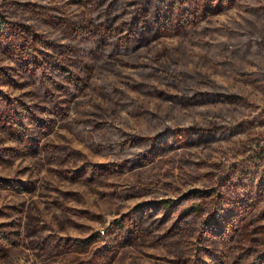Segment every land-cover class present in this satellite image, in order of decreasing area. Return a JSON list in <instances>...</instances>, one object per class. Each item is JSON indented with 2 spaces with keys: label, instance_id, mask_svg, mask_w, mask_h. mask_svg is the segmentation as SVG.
Segmentation results:
<instances>
[{
  "label": "rangeland",
  "instance_id": "rangeland-1",
  "mask_svg": "<svg viewBox=\"0 0 264 264\" xmlns=\"http://www.w3.org/2000/svg\"><path fill=\"white\" fill-rule=\"evenodd\" d=\"M108 1L0 0V101L24 117L0 122V264H264V0L177 2L174 33L76 56ZM49 37L76 94L23 66ZM159 132L176 147L143 153Z\"/></svg>",
  "mask_w": 264,
  "mask_h": 264
},
{
  "label": "trees",
  "instance_id": "trees-1",
  "mask_svg": "<svg viewBox=\"0 0 264 264\" xmlns=\"http://www.w3.org/2000/svg\"><path fill=\"white\" fill-rule=\"evenodd\" d=\"M222 1V3L225 4L230 0ZM177 2H179L177 7L185 3L179 9V13L183 14V17L187 16L188 13H192L194 10L188 0H109L106 6L100 7V10H102L101 15H99L96 20L91 19L92 27L88 33L91 43L88 40L89 44L81 46L79 50L77 49L75 55L81 56V54H84V56H88L89 53H94L95 51H110L111 55L123 50L137 51L159 40L168 32H171V30V33H174L175 23L174 19H171L170 16L173 12L171 7ZM187 20L189 19L187 18ZM45 43L49 47V50L42 51V55L45 59L42 60L41 57L30 58V52L28 54L29 57L22 61L26 71L32 77L34 75L38 77L48 74L51 76L50 78L53 79L55 87L65 88V94H68V92H70L69 90L73 89L75 92L74 94H76L78 85L75 80L72 81L71 79L78 80V75L80 73L76 65L68 61L64 56L66 53L74 55L75 49L69 47L67 44L65 45V43L57 41V39L55 40L54 37L47 38ZM87 45H89V47H87ZM82 50H85V52L81 53ZM63 80L69 82L65 84ZM49 88L50 91L52 89V92L55 93V91H53L56 90L54 86ZM49 88L44 92H48ZM52 97H54V95L49 98H51L53 102L57 100ZM50 104L51 105H49L46 110L50 111L55 103ZM23 120L24 117L21 110L17 109V107L13 108V106L8 108L7 105H4L3 101H0V122L4 127L6 126L9 130L15 131L20 127H24ZM187 137L188 139L191 138V142L200 139L199 132L195 134L191 133L190 135L188 133ZM167 138L168 135L165 134V132H159L153 135L149 139L150 142L146 143L143 153L149 154L152 153V151L154 152L155 149L157 150L162 146V142L166 141L169 143L170 147H176V144L173 141H168ZM122 162H130L128 168L132 169L137 166L136 162L138 161H136V157H131L124 158ZM0 186H2L1 183Z\"/></svg>",
  "mask_w": 264,
  "mask_h": 264
}]
</instances>
